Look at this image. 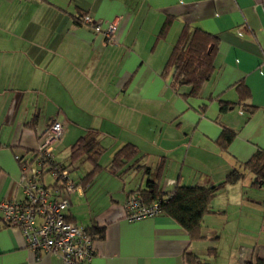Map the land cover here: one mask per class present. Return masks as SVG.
Wrapping results in <instances>:
<instances>
[{
  "label": "crops",
  "instance_id": "1",
  "mask_svg": "<svg viewBox=\"0 0 264 264\" xmlns=\"http://www.w3.org/2000/svg\"><path fill=\"white\" fill-rule=\"evenodd\" d=\"M82 14L114 24L112 41L81 23ZM184 27L217 37L213 72L194 96L188 85L171 89L163 73ZM55 120L64 128L58 161L69 165L72 145L91 131L101 147L94 162L69 165L88 167L73 179L67 220L103 229L83 264L264 260L249 249L217 255L221 232L208 224L224 214L225 229L228 212L240 221L247 209L257 211L245 198L253 175L240 164L264 150V0H0V200H23L14 155L33 158ZM224 128L235 133L226 149L217 142ZM61 143L66 155L57 151ZM233 168L244 175L212 198L201 238L163 212L124 217L128 196L145 191L148 179L166 197L176 185L218 184ZM0 264L66 263L59 253L31 250L20 228L0 221Z\"/></svg>",
  "mask_w": 264,
  "mask_h": 264
},
{
  "label": "trees",
  "instance_id": "2",
  "mask_svg": "<svg viewBox=\"0 0 264 264\" xmlns=\"http://www.w3.org/2000/svg\"><path fill=\"white\" fill-rule=\"evenodd\" d=\"M169 20L162 27V32L168 26ZM217 37L213 36L200 28L192 30L183 28L177 41L174 43L170 55L164 67V74L170 75L169 86L174 91H178L180 87L188 85L189 92L186 95L194 96L200 92L202 84L211 76L213 72V54L215 52ZM221 110L227 108V104L223 103ZM52 123V122H51ZM50 123V124H51ZM235 133L224 128L219 135L217 142L226 149ZM56 144V143H55ZM55 149V145H54ZM122 149V148H121ZM125 151V148L116 152L113 161H117L120 155ZM101 152L97 133L91 131L86 135L79 137L70 149V163H73L80 157L92 159L93 162ZM37 150L33 154V158L25 159L18 155L16 161L21 165V162L32 164L37 157ZM43 165V173L51 175L49 170L51 165L59 167V169H67L71 178L69 165L58 161L55 158L54 150L52 158L45 160ZM44 162V161H43ZM242 169L248 170L253 175L251 186L264 189V150L257 149L250 159L240 164ZM41 168V166H40ZM94 171V170H93ZM243 172L238 168H233L218 184L210 186L198 185H176L171 192L167 193L166 197L155 187L154 181L148 179L147 189L138 191L145 204L159 202V210L176 221L183 229H185L190 238H201V224L204 216L211 211L210 202L216 195L218 190L226 183H233L243 177ZM53 181L46 183L44 177H41L43 183L47 186H56L58 181L56 177L51 175ZM72 179V178H71ZM73 180V179H72ZM75 183V181L73 180ZM76 184V183H75ZM24 199V198H23ZM67 210V209H66ZM65 210V211H66ZM67 219V218H66ZM8 226L7 224H4ZM92 235H97L96 238L103 236V229L86 228ZM188 262L192 263V259L188 258ZM244 264H264L263 259H256L254 262L247 261Z\"/></svg>",
  "mask_w": 264,
  "mask_h": 264
},
{
  "label": "built area",
  "instance_id": "3",
  "mask_svg": "<svg viewBox=\"0 0 264 264\" xmlns=\"http://www.w3.org/2000/svg\"><path fill=\"white\" fill-rule=\"evenodd\" d=\"M80 22L112 41L114 24L104 26L88 14H82ZM62 133V123L53 121L41 135L36 149L38 154L32 164L21 162L20 184L24 199L0 200V221L20 228L31 250L59 253L66 264H83L95 254L94 240L97 235L66 219L65 210L71 205L70 195L76 185L67 169L54 165L49 170L56 177L57 185L50 187L41 180L46 173H43L45 160L52 158L54 145ZM14 158L17 160L19 156L14 155ZM124 212V217L131 221L151 218L160 213L159 202L145 204L140 194L135 192L128 196Z\"/></svg>",
  "mask_w": 264,
  "mask_h": 264
},
{
  "label": "rangeland",
  "instance_id": "4",
  "mask_svg": "<svg viewBox=\"0 0 264 264\" xmlns=\"http://www.w3.org/2000/svg\"><path fill=\"white\" fill-rule=\"evenodd\" d=\"M61 137L57 140V142L61 139ZM67 145L66 143L59 144L57 151L66 155L68 151ZM103 162L104 161H102V163ZM87 167V162L83 160L75 162L71 167L73 169L70 171L71 178L77 181L79 176H83L87 172ZM43 177L46 183L53 181L51 175L48 173L44 174ZM103 182V178H99L97 181L98 184ZM242 182L243 181L240 183ZM245 198L247 205H258L255 207L257 211L247 209L246 212L241 215L245 219L238 221L236 219L237 217L235 218L233 213L230 211L227 215L228 217L230 216L228 222L229 226L225 229H223L224 221H226V218L223 216L224 214L209 219V226L214 227L216 231L221 232L218 234V237L221 235V240L217 255H239V252L240 255H242V251L244 253L245 249H249V251L255 250L257 254L264 255V189L256 188L247 184ZM252 199L256 202H253ZM259 206H261V212L259 211ZM234 214H236V216L238 215L237 213ZM218 237L213 238V240H218Z\"/></svg>",
  "mask_w": 264,
  "mask_h": 264
}]
</instances>
